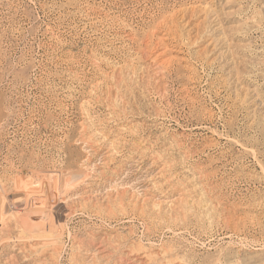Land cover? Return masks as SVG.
Here are the masks:
<instances>
[{
	"label": "rangeland",
	"instance_id": "rangeland-1",
	"mask_svg": "<svg viewBox=\"0 0 264 264\" xmlns=\"http://www.w3.org/2000/svg\"><path fill=\"white\" fill-rule=\"evenodd\" d=\"M136 261L264 264V0H0V264Z\"/></svg>",
	"mask_w": 264,
	"mask_h": 264
},
{
	"label": "bare ground",
	"instance_id": "bare-ground-1",
	"mask_svg": "<svg viewBox=\"0 0 264 264\" xmlns=\"http://www.w3.org/2000/svg\"><path fill=\"white\" fill-rule=\"evenodd\" d=\"M60 230V229H59ZM59 234H60V232H59ZM159 254V253H158ZM161 256V255H160ZM146 257V256H145ZM155 258V257H154ZM162 259V261H163V258H161ZM135 260V259H134ZM160 260V259H159ZM161 261V262H162ZM165 262V261H164ZM139 263H140V261H139ZM133 264V263H132ZM136 264H138V261H136ZM142 264H143V262H142Z\"/></svg>",
	"mask_w": 264,
	"mask_h": 264
}]
</instances>
